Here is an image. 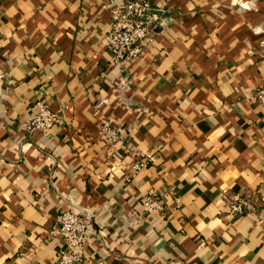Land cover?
<instances>
[{"label":"crops","instance_id":"obj_1","mask_svg":"<svg viewBox=\"0 0 264 264\" xmlns=\"http://www.w3.org/2000/svg\"><path fill=\"white\" fill-rule=\"evenodd\" d=\"M150 1L115 66L112 0H0V264H55L62 211L94 215L86 264H264V0ZM39 101L61 121L30 133Z\"/></svg>","mask_w":264,"mask_h":264},{"label":"built area","instance_id":"obj_2","mask_svg":"<svg viewBox=\"0 0 264 264\" xmlns=\"http://www.w3.org/2000/svg\"><path fill=\"white\" fill-rule=\"evenodd\" d=\"M112 26L105 37V47L111 53V61L115 66H126L138 59L155 40L154 25L160 16L152 7L150 0H112ZM257 99L264 104V84L257 91ZM105 104L100 101L99 106ZM61 121L58 113L50 106L39 101L36 112L24 124V128L32 132L46 133ZM99 135L115 143L119 139V130L111 120L104 119L99 125ZM153 159L145 155L133 165L134 173L146 168ZM242 201L233 200L231 208L234 213H242ZM140 204L148 215L163 211L161 201L154 193L144 195ZM94 220L93 214H81L76 211H62L57 216V224L52 234L59 236L65 249L57 253L55 264H86V244L89 229Z\"/></svg>","mask_w":264,"mask_h":264},{"label":"clouds","instance_id":"obj_3","mask_svg":"<svg viewBox=\"0 0 264 264\" xmlns=\"http://www.w3.org/2000/svg\"><path fill=\"white\" fill-rule=\"evenodd\" d=\"M234 2H236V0H234ZM242 7H244V8H248L249 5L245 3V4L242 5Z\"/></svg>","mask_w":264,"mask_h":264}]
</instances>
